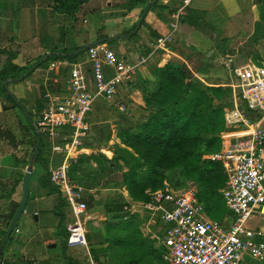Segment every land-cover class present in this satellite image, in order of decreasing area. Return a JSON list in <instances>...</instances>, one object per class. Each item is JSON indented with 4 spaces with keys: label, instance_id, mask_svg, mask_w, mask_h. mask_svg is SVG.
I'll use <instances>...</instances> for the list:
<instances>
[{
    "label": "built area",
    "instance_id": "2783aa9c",
    "mask_svg": "<svg viewBox=\"0 0 264 264\" xmlns=\"http://www.w3.org/2000/svg\"><path fill=\"white\" fill-rule=\"evenodd\" d=\"M183 1L173 14L172 30L159 36L147 55L129 59L108 43H99L87 47L84 61L62 57L50 63L52 70L68 68L69 76L61 91H45L33 124L41 136L51 140L52 151L65 153L58 165L51 166L50 178L73 215L67 226L69 247L84 246L90 253L86 189L70 171L89 131L88 116L98 99L114 101L153 53L173 41L179 19L191 2ZM234 73L235 100L225 109L228 131L221 151L210 156L226 168L228 178L222 192L233 219L229 223L211 219L193 184L168 185L153 192L147 202L131 201L124 206L129 214L146 211L163 223L161 234L151 237L163 246L162 258L168 264H243L247 257L264 259V230L248 223L255 213L264 216V65L247 63L235 67ZM120 109L126 110L125 105Z\"/></svg>",
    "mask_w": 264,
    "mask_h": 264
},
{
    "label": "trees",
    "instance_id": "16d2710c",
    "mask_svg": "<svg viewBox=\"0 0 264 264\" xmlns=\"http://www.w3.org/2000/svg\"><path fill=\"white\" fill-rule=\"evenodd\" d=\"M85 1L87 0H59L56 8L61 13L76 12ZM156 1L132 0L130 7L140 5L143 10L147 2L155 5ZM140 17L141 14L129 30L130 33L137 26ZM262 19H264V13H262ZM116 41L117 39L105 43ZM85 48L83 46L73 51H62V53H65L63 56L75 61V58L86 50ZM52 56L55 59L60 58L56 53H51L47 58ZM32 67L23 70L13 64L10 58L0 71V89L5 97L4 109L7 110L10 107L8 103H5L6 99L13 101L12 106H17L7 92L5 82L9 79L19 80ZM32 71H29L27 75H30ZM148 82L149 79H141L135 85L142 92L144 109L147 113L134 126L119 135L124 146L116 144L112 158L101 152L81 155L72 163L71 177L78 181L76 178L81 179V176L76 177L77 173L84 172L88 167L93 168L92 174L109 169L114 172L122 171L121 186L127 189L133 201L140 202L149 201L152 193L165 188L168 182L176 188L194 184L197 188V197L211 219L216 220L220 212L231 215L222 192L228 178L226 168L221 161L210 158L211 155L221 151L224 135L228 131L223 106V100L226 97L225 87L200 84L193 68H190L188 64L177 66L167 63L157 67L154 71L153 85L151 86ZM28 115L33 123V115L30 111ZM252 117H255V114L252 113ZM0 139H8L15 148L18 147L16 135L10 129L0 127ZM37 139L38 134L35 133L29 159L22 162L17 160L15 165L23 164L25 167L34 168L37 164L43 169V173L39 176V183L51 193L56 192L59 195L60 200L54 212L60 216V223H62L67 217L63 208L68 204L59 188L51 181L48 161L42 153V143L40 151L34 154ZM48 146L52 148L50 143L45 147ZM93 163L96 164L95 167L92 166ZM124 166L127 167L126 171L123 170ZM24 174L19 176L22 187ZM19 182L11 188L12 193L16 191L15 187ZM98 198L100 196L96 192L86 196V202L89 210L96 205H103V203L106 205L107 216L104 228L109 232L106 241L111 242L116 264H168L162 258V248L154 245V239L150 240V237L143 236L140 232L138 227L141 223L143 224L144 218L142 220L138 213H127L128 216L125 218V202L105 203ZM19 203L13 202L10 212L6 215V228L3 230L0 246ZM232 219L230 217L228 221ZM66 230L68 232L67 228ZM87 237L91 241L89 234ZM65 246H68L67 239ZM102 250L106 251L107 248ZM92 253L98 259V251L94 249ZM72 262L76 263L70 259V263Z\"/></svg>",
    "mask_w": 264,
    "mask_h": 264
},
{
    "label": "crops",
    "instance_id": "0c3cea01",
    "mask_svg": "<svg viewBox=\"0 0 264 264\" xmlns=\"http://www.w3.org/2000/svg\"><path fill=\"white\" fill-rule=\"evenodd\" d=\"M125 1L126 0H105L107 5H112V3L115 2L116 4L114 6L122 9V13H126L125 16L124 14L122 16L120 15L122 24H118L120 28L119 31H121L120 34H126V36L123 37V39L125 38L124 41L119 45L123 53H119L118 51L117 53L122 57L138 59L141 56L147 55L152 50V46L159 36L165 35L172 30V23L174 20L173 14L177 12L183 0H157L155 5L149 2L150 7L142 19L144 23L141 24L142 20L140 17L141 21H138L132 33L127 32L133 27L135 22H137L140 14L142 16L144 8L142 10L140 5H136L130 11H124ZM36 6L37 5H35V7ZM120 9L118 11H120ZM39 10H41L40 7L37 11ZM10 12V9H4L0 6V27H2L0 31V71L10 58H12L13 64L18 65L20 68H23V70L33 66L31 68L33 71L30 75L27 74L31 70L17 81L9 79L6 82L9 83L8 87L14 86L15 89H13V92L15 94H13L16 98L18 97L24 101L27 100L28 102L35 103L34 109L32 110L35 114V112L39 111L38 108L42 107L45 91L47 89L61 91L69 76L68 68L57 67L52 70L50 68V63L56 59L54 56L50 58L47 57L50 56L51 53L58 54L60 58L66 57L63 56L65 53H62V51H73L83 46L80 45V43H75L73 45V42H68L67 40H69V38L66 33L69 32H65L63 35L59 32V36H57L55 33L46 31L45 25L48 24L47 19L44 23L40 21V24L37 25V33L31 34L28 37H21V35H23V32L20 35L21 27L16 30L17 35L16 33L14 35H8L9 30L4 27L10 22V17H8ZM42 12H45L44 8ZM107 13L109 14L108 11ZM262 13H264V0H191L179 19L178 29L174 34L173 43L168 45L167 48H159L153 53L148 64L142 66V68L147 69L145 72L148 77L145 76V78H143L144 76L138 73L133 83L122 87L123 90H120L115 103L107 100L101 102L96 101L93 111L88 116L89 131L82 140L80 151L75 156L80 157L81 155H91L98 152H110V154L106 156L112 158L114 152L109 149L111 148L110 146H116V144L124 146L121 143L119 135L132 127L147 113L144 109L145 102L142 92L135 85H137L141 79L154 78L155 68L167 63L177 66L188 64L190 68H193L198 82L204 86H224L226 89V97H224L223 106L225 109L232 106L235 100L232 85L236 82L234 68L247 63L264 65V19H262ZM43 17L44 16H41V18ZM59 17L58 12L57 19H59ZM100 31L101 33L89 32L84 38L87 43V45L85 44V49H87L89 44L104 38V36L107 37L119 33V31L111 32L112 29L109 30V32L104 29ZM134 32H136L135 35H132ZM60 37L65 38L62 43L63 45L61 44V39H59ZM132 38L134 41H126V39L130 40ZM59 42L61 45H59ZM82 54L78 55L75 61L86 60V51ZM43 56V60L45 59L44 61H48V67L44 74L45 78L41 79L36 73L40 72V66L42 65L39 60ZM231 72H233V76ZM29 80L34 86V91L30 97H28L24 89V82H29ZM4 98V94L0 89V109H4ZM8 105L10 107L7 111L10 112L13 110L14 106L9 103ZM121 105H125L126 110L120 109ZM25 110L28 114L29 110L26 108ZM74 157L72 163L78 159ZM9 167L12 168L13 171L11 174L18 172V176L20 175V170H16L18 166H16L15 163H12ZM110 170L111 169L105 172H96L98 173V181L101 180L102 173H106ZM125 170H127V168ZM14 177L13 174L11 177L12 180L10 179L12 183L11 181L8 183L9 180H7V178L4 180L0 178V189H2L1 187L4 185L2 183L4 182H7L6 184L8 186L11 185V188L14 187L16 182L20 181H17L20 179L19 177L17 179ZM88 179L92 178L89 177ZM108 181V186L110 184L112 185L107 189L120 191L114 192L111 198L117 196L118 201L125 202V205L133 201L127 189L121 186V182H119V184H113L112 181ZM37 184L40 185L39 181ZM17 185L19 186V183ZM17 185L15 188H17ZM96 186V183L91 184L89 185V189L92 192L95 189H100ZM20 187H22V183ZM31 190L32 189H30V191ZM12 195H15V191ZM16 200V198H13L11 204L13 205V202H16ZM128 214L127 212L124 213V215L127 216ZM6 215L7 213H0V239L3 230H5L4 222ZM256 227L264 230V226ZM253 261H257V259L247 257L243 264H252Z\"/></svg>",
    "mask_w": 264,
    "mask_h": 264
},
{
    "label": "rangeland",
    "instance_id": "374dc122",
    "mask_svg": "<svg viewBox=\"0 0 264 264\" xmlns=\"http://www.w3.org/2000/svg\"><path fill=\"white\" fill-rule=\"evenodd\" d=\"M58 3L59 0H0L1 7L11 10V12L8 14V17H10V22L7 23L4 28L9 30L8 35H14L16 33V30L21 27L20 35L23 32V35H21V37H28L31 34L37 33V25L40 24V21L44 23V21H46L47 19L48 24L45 25L46 31L55 33L57 36H59V32H61L62 35L65 34V32H69L66 33L67 37L69 38V40L67 41L73 42V45L75 43H80V45L82 46H85V44L87 45L84 38L89 34L90 31H93L94 33H101L100 30L102 29L107 30V32H109V30L111 29V32H118L120 30V28L118 27V24H122V18L120 19V15L122 16L124 13H122V9L114 6L116 4L115 2L112 3V5H107L105 0H87L83 3L84 5L82 4L79 10L76 12H59L60 17L59 19H57L58 10L56 6L58 5ZM131 3L132 0L125 1L124 11H130L132 9L130 7ZM35 5L37 6L35 7ZM39 7L41 10L37 11ZM43 8L45 9L44 13L42 12ZM119 9L120 11H118ZM107 11L109 12V14L107 13ZM125 15L126 13L124 14V16ZM41 16L44 17L41 18ZM1 28L2 27H0V31ZM120 33L121 31H119V33L117 34ZM127 33H130V31H128ZM59 39H61L62 44L65 38L60 37ZM124 39L120 38L117 39L115 43L108 44L119 53H123V50L119 45L122 44ZM126 41H134V39H126ZM172 43L173 41L170 44ZM61 44L59 42V45ZM85 51L86 50H84L83 52ZM43 58L44 56L39 60L41 61L40 63L42 65L40 66V72L36 73L37 76L41 79L45 78L44 74L48 67V61H44L45 59L43 60ZM141 68L142 67L139 68L137 74L140 73L144 76L143 78H145V76L148 77L147 73L145 72L147 69ZM231 74L233 76V72H231ZM152 80L153 78L149 79L151 86L153 85ZM9 89L12 93H14V86H9ZM24 89L27 92L28 97L32 96L34 86L30 80L29 82H24ZM122 90L123 88L121 89V91ZM17 99L19 100L20 104L14 106L13 110H11L10 112L3 108L0 109V127L10 129L16 135V142L18 143V147L15 148V146L11 142H9L8 139H0V178L3 180L7 178V180H9L8 183H10V181L12 180L11 177L13 176V174L15 176L14 178L17 179L21 174L25 173L26 167L23 164L16 167V170H20L19 176L18 172L15 171V173L11 174V172L13 171L9 166L12 163H15L17 160H20L22 162L29 159L33 147L32 142L35 139V133L37 134L36 130L33 127L32 121L27 114V111L25 110L26 108L32 113L33 120L35 121V119H37L38 117L32 111L34 109L35 103L28 102L27 100L24 101L18 97ZM104 100L105 99L100 98L97 101L101 102ZM116 101L117 97L114 101L109 102L115 103ZM5 103L13 104V101L10 99H6ZM49 143L51 144V140L48 139L46 135H43L42 153L47 159L50 169L51 166L58 165L63 160V158L65 157V153L54 152L49 146L45 147ZM110 147L111 148L109 149L113 151L115 146L111 145ZM104 154L108 156L110 152H105ZM74 158L77 159L78 157L75 156ZM121 163L123 164V162ZM92 166L95 167L96 165L93 163ZM126 168L127 167L124 166L123 170L126 171ZM110 171L102 174L100 173L101 180L98 181V173H93L92 175L91 172H93V168L88 167L84 172H78L76 177L80 175L81 179H79L80 177H77L76 179L78 180L79 184H82L86 189V196L98 192V195L100 196V198L98 199H101L102 202L105 203H111L114 201H118L117 196H114V198L111 197H113L114 192L120 191L107 189L112 185L110 184L108 186V180H110V182L112 181L113 184H119L122 178V171L114 172L112 171V169ZM42 173L43 169L36 164L34 166V173L32 175L30 184V189L32 190L30 191L25 211L17 223L20 231L17 232L16 228H14V230L12 231L9 239L4 245L3 252L0 257V264H116L110 245L111 242L107 243L106 241L107 237L109 236V232H107L104 228V222L107 216L106 205L104 203L103 205H96L88 212L89 220L87 219L88 221L86 225L88 234L91 237V241L88 240L90 253L84 246L66 247L65 240L68 236L66 228L68 224L72 222L73 215L69 206L67 205L63 208V210L67 214V217L65 221L60 223V216H58L54 212V209L56 208V205L60 200L59 195L56 192L51 193L47 188H43L42 185L37 184L39 181V176ZM87 177H90L93 180L88 179ZM19 180L20 179H18V181ZM6 183L7 182L2 183L4 185L1 187L2 189H0V213L10 212L12 208L11 203L13 201V198H16L17 202H20L22 199V188L20 187L21 182H19V186L17 185V188H15V195H12V189L10 187L11 185L8 186ZM95 183L97 185L96 187L100 189H95L92 192L89 189V185ZM168 185L174 187L172 183L168 182L167 186ZM141 212L142 213L138 214L140 215L142 220L144 218V221L143 224L141 223L138 228L143 236L150 237V240H153L151 236L154 233L161 234L163 223L157 221L148 212ZM229 216L231 217V219L234 217L232 212L231 215L220 212L216 220L229 223ZM4 223V227L6 228V221ZM248 223L252 227L264 226V216H258V214L255 213L249 219ZM154 245L160 247L158 241L156 240H154ZM103 248H107V250L103 251ZM161 248L163 249V246H161ZM94 249L98 251V259L93 256L92 250ZM70 259L74 260L76 263H70ZM252 264H264V259L253 261Z\"/></svg>",
    "mask_w": 264,
    "mask_h": 264
},
{
    "label": "water",
    "instance_id": "95a60500",
    "mask_svg": "<svg viewBox=\"0 0 264 264\" xmlns=\"http://www.w3.org/2000/svg\"><path fill=\"white\" fill-rule=\"evenodd\" d=\"M149 7H150V3L148 2L145 5V7H144V10H143V13H142V16H141V20L146 15V12H147V10H148ZM125 36H126V34H114V35H110V36H107L105 38H102V39H99L97 41L92 42L91 44H89V46L96 45V44H99V43H105V42H108V41H111V40H115V39H118V38H123ZM8 84H9L8 82L5 83V86H6V89H7L8 94L11 96V98L17 104H20V102L16 98V96L10 91V89L8 87ZM37 134H38V139H37V144H36V147H35L34 154H37L40 151V147H41V143H42V136H41V134L38 133V132H37ZM33 173H34V168H32L30 166H27L26 167L25 174H24V179H23L22 199H21V201L19 203V206H18V208H17V210L15 212L14 218L12 219V221H11V223L9 225V228L7 229V232L5 234V237L3 239V242H2V244L0 246V257L2 255L4 245L6 244L7 240L9 239V237H10L12 231L14 230V228H16V225L18 223V220L20 219V217L22 216V214L25 211V207L27 205L28 198H29V195H30V184H31V180H32ZM0 263H1V258H0Z\"/></svg>",
    "mask_w": 264,
    "mask_h": 264
}]
</instances>
